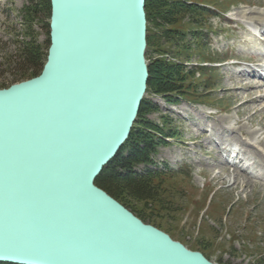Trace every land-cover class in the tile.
Masks as SVG:
<instances>
[{
	"label": "water",
	"instance_id": "95a60500",
	"mask_svg": "<svg viewBox=\"0 0 264 264\" xmlns=\"http://www.w3.org/2000/svg\"><path fill=\"white\" fill-rule=\"evenodd\" d=\"M51 8L42 73L0 89V264H218L96 184L147 93L146 0Z\"/></svg>",
	"mask_w": 264,
	"mask_h": 264
},
{
	"label": "rangeland",
	"instance_id": "374dc122",
	"mask_svg": "<svg viewBox=\"0 0 264 264\" xmlns=\"http://www.w3.org/2000/svg\"><path fill=\"white\" fill-rule=\"evenodd\" d=\"M193 1L204 11L195 22L193 15L183 20V33L156 30L159 58L177 63L189 56L183 62L189 76L184 90L147 93L141 119L156 144L150 168L162 174L153 184H160L165 206L132 202L125 207L213 263L264 264V161L258 157L264 156V88L254 83L264 81L248 77L250 68L241 63L248 56L264 62V44L247 33L254 23L246 17L254 13L264 20V0ZM48 3L0 0V85L20 83L14 82L20 74L15 64L23 45L34 44L45 57ZM31 6L35 14L28 13ZM238 171L247 178L239 177L235 185Z\"/></svg>",
	"mask_w": 264,
	"mask_h": 264
},
{
	"label": "trees",
	"instance_id": "16d2710c",
	"mask_svg": "<svg viewBox=\"0 0 264 264\" xmlns=\"http://www.w3.org/2000/svg\"><path fill=\"white\" fill-rule=\"evenodd\" d=\"M48 4L47 12L49 14L51 13V0ZM203 6L193 0H146L148 42L146 57L150 73L147 93L168 96L176 92L178 94L183 92V86L187 82L185 77H189L188 74H183V69H185L183 62H187L189 56L180 57L184 61L177 63L159 58L157 52L159 53L160 50V39H158L156 30L171 34L183 33L179 29L183 20L189 15H193L192 22H195L197 13L204 11ZM28 13L35 14L36 8L31 6L28 8ZM49 24L47 25L48 29ZM36 48L32 43L21 47L18 64H15V69L20 74L14 79V82L27 81L42 73L47 61L48 49L44 54L45 57H40ZM9 87L0 85V89ZM147 109L148 104L144 100L129 140L112 163L104 169L96 184L126 207L129 203L140 202L146 207L150 205L160 209L165 206L159 193L161 187L160 184L156 185L153 182L159 181L157 178L161 177L162 174L158 170L150 168L153 165L150 155L154 152L156 144L153 141V136L145 133L141 127V119H143ZM142 165L144 168L139 170V166Z\"/></svg>",
	"mask_w": 264,
	"mask_h": 264
},
{
	"label": "bare ground",
	"instance_id": "6f19581e",
	"mask_svg": "<svg viewBox=\"0 0 264 264\" xmlns=\"http://www.w3.org/2000/svg\"><path fill=\"white\" fill-rule=\"evenodd\" d=\"M256 2V1H255ZM258 3V2H257ZM251 4V3H250ZM263 5V4H262ZM246 17H248V20H250L252 23H254L255 25H257V26H260V27H262V28H264V20H262L258 15H257V18L255 17L254 18V13H250L249 15H246ZM241 83V82H240ZM254 83H256V82H254ZM258 85V86H257ZM255 86H257V87H260V88H264V84H255ZM257 87H255V88H257ZM238 89V88H237ZM258 90V89H257ZM253 91V90H252ZM234 93V92H233ZM233 98V97H232ZM252 98V97H251ZM264 98V97H263ZM241 99V98H240ZM241 101V100H240ZM250 101V100H249ZM262 101V100H261ZM235 104V103H234ZM245 105H247V102L246 101H244V102H242L241 103V106H240V108H242V107H244ZM236 109V108H235ZM264 109H262L261 111H263ZM264 112V111H263ZM262 112V113H263ZM255 118V115H252L251 116V118L249 119V120H253ZM215 122V121H214ZM215 127V126H214ZM213 129V128H212ZM219 131V130H218ZM233 131V130H232ZM204 132V131H203ZM261 132H263L262 134H264V120L262 121V123H261ZM232 133V132H231ZM206 134V133H205ZM210 138H212V136H210ZM210 138H208L209 140H210ZM247 142V141H246ZM246 142H243L242 144L244 145V146H252L251 144H249V143H246ZM264 141H262V143H263ZM259 144H261V142L259 143ZM262 145V144H261ZM258 157H259V159H261L262 161H264V156L262 155V154H260V153H258ZM223 166H222V168L223 169H227L226 167V165H224V164H222ZM221 166V165H220ZM236 169V168H235ZM222 170V169H221ZM237 170V169H236ZM264 171V170H263ZM241 172V171H240ZM240 172L238 171V173H237V175L235 176V185H237L236 184V181H238V178L239 177H241V176H243V178L245 179V178H247L246 177V175H241L240 174Z\"/></svg>",
	"mask_w": 264,
	"mask_h": 264
},
{
	"label": "snow or ice",
	"instance_id": "6c2138e0",
	"mask_svg": "<svg viewBox=\"0 0 264 264\" xmlns=\"http://www.w3.org/2000/svg\"><path fill=\"white\" fill-rule=\"evenodd\" d=\"M5 250H8V248L6 247Z\"/></svg>",
	"mask_w": 264,
	"mask_h": 264
}]
</instances>
